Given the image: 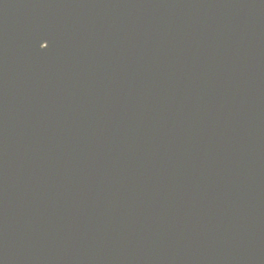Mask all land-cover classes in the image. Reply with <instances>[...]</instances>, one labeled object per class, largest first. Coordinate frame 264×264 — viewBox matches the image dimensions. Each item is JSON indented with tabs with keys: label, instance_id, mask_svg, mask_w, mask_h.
Listing matches in <instances>:
<instances>
[{
	"label": "water",
	"instance_id": "1",
	"mask_svg": "<svg viewBox=\"0 0 264 264\" xmlns=\"http://www.w3.org/2000/svg\"><path fill=\"white\" fill-rule=\"evenodd\" d=\"M0 264H264V0H0Z\"/></svg>",
	"mask_w": 264,
	"mask_h": 264
}]
</instances>
